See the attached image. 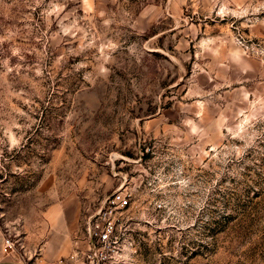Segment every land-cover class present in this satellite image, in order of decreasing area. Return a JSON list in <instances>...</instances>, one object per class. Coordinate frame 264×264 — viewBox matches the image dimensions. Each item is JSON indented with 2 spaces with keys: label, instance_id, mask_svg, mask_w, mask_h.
Returning a JSON list of instances; mask_svg holds the SVG:
<instances>
[{
  "label": "rangeland",
  "instance_id": "1",
  "mask_svg": "<svg viewBox=\"0 0 264 264\" xmlns=\"http://www.w3.org/2000/svg\"><path fill=\"white\" fill-rule=\"evenodd\" d=\"M117 190L115 264H264V0H0L3 234Z\"/></svg>",
  "mask_w": 264,
  "mask_h": 264
},
{
  "label": "built area",
  "instance_id": "2",
  "mask_svg": "<svg viewBox=\"0 0 264 264\" xmlns=\"http://www.w3.org/2000/svg\"><path fill=\"white\" fill-rule=\"evenodd\" d=\"M128 206L127 194L120 190L113 192L107 199L106 206L86 219L84 248L76 246L66 258L42 264H115L119 244L117 215ZM3 240L5 248L14 252L15 244L10 237L3 234ZM27 263L35 264L30 259H27Z\"/></svg>",
  "mask_w": 264,
  "mask_h": 264
},
{
  "label": "crops",
  "instance_id": "3",
  "mask_svg": "<svg viewBox=\"0 0 264 264\" xmlns=\"http://www.w3.org/2000/svg\"><path fill=\"white\" fill-rule=\"evenodd\" d=\"M59 225L60 222L58 218L55 221L51 218L48 225L50 231L42 235V238L39 239L41 245L39 252H34L36 256L33 258L35 264L52 263L62 257L70 255L72 252L74 242L70 236L64 233L63 235L59 234ZM31 257L30 254L27 257L20 251L12 252L5 248L3 232L0 226V264H28L27 259L32 260Z\"/></svg>",
  "mask_w": 264,
  "mask_h": 264
}]
</instances>
